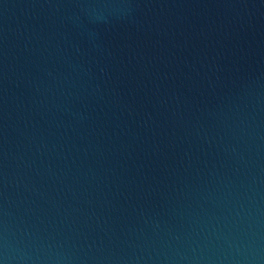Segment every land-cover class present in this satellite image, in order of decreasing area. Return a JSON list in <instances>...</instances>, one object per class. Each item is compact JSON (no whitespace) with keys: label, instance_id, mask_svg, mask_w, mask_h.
Instances as JSON below:
<instances>
[{"label":"water","instance_id":"water-1","mask_svg":"<svg viewBox=\"0 0 264 264\" xmlns=\"http://www.w3.org/2000/svg\"><path fill=\"white\" fill-rule=\"evenodd\" d=\"M0 264H264V0H0Z\"/></svg>","mask_w":264,"mask_h":264}]
</instances>
